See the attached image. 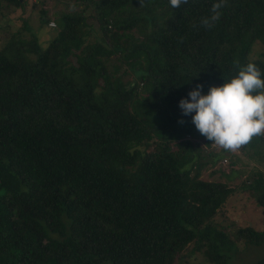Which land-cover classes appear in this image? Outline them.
<instances>
[{"label": "trees", "instance_id": "trees-1", "mask_svg": "<svg viewBox=\"0 0 264 264\" xmlns=\"http://www.w3.org/2000/svg\"><path fill=\"white\" fill-rule=\"evenodd\" d=\"M55 1L67 10L39 9L57 31L42 48L20 15L34 2L0 0V264H183L190 246L229 264L236 243L263 244L252 226L219 229L235 171L202 177L224 150L179 101L237 61L264 71L248 57L264 46V0H227L211 28L218 0ZM240 151L262 167L241 185L264 214V136Z\"/></svg>", "mask_w": 264, "mask_h": 264}, {"label": "clouds", "instance_id": "clouds-1", "mask_svg": "<svg viewBox=\"0 0 264 264\" xmlns=\"http://www.w3.org/2000/svg\"><path fill=\"white\" fill-rule=\"evenodd\" d=\"M226 2L214 3L211 15L202 18L201 25L213 27L221 18L220 10ZM187 3L188 0H169L174 9ZM236 65L237 74L223 78V84L211 86L206 94H202L203 85L198 84L188 93V98L179 101L183 115H191L198 132L227 152H236L253 138L264 136V71L254 63L241 66L237 61Z\"/></svg>", "mask_w": 264, "mask_h": 264}, {"label": "rangeland", "instance_id": "rangeland-1", "mask_svg": "<svg viewBox=\"0 0 264 264\" xmlns=\"http://www.w3.org/2000/svg\"><path fill=\"white\" fill-rule=\"evenodd\" d=\"M34 4L29 3L27 7L20 12L24 18H28L31 14V22L27 19L25 25L27 32L25 36L35 38L42 48H46L48 43L57 35L55 29L48 28V18L42 16L39 9L49 12L50 20L55 21V18L51 13L67 10L62 3L56 4L55 0H32ZM1 5V4H0ZM1 8V7H0ZM76 9V8H75ZM4 9L2 8L1 12ZM68 10H74L73 7H69ZM59 13V12H58ZM58 16V14H56ZM56 16V18H57ZM9 18L0 22V32L7 30ZM21 24L20 21H14L13 25L16 29ZM250 60L261 59L264 60V46L255 42L248 55ZM216 152H220L221 148L216 147ZM224 158L222 162L214 168H204L202 170V177L208 180H216L227 182L225 177H221L219 173H214L222 169L224 173H230V170H234L235 173L230 176L228 181L231 187H235L234 194L228 199L223 207L222 212H219L218 221H216L219 229L232 239V232L240 227L252 226L258 231H264V214L262 210L256 205L255 199L249 191H245V187L241 185L245 177L251 172V168H262L260 165L255 164L253 161H249L240 150L236 152L222 151ZM232 161V165L230 162ZM228 252L230 256L229 264H252L256 260L264 257V243L259 246H248L243 243H236L231 247ZM199 251H192V246L184 252L183 264H208Z\"/></svg>", "mask_w": 264, "mask_h": 264}, {"label": "built area", "instance_id": "built-area-1", "mask_svg": "<svg viewBox=\"0 0 264 264\" xmlns=\"http://www.w3.org/2000/svg\"><path fill=\"white\" fill-rule=\"evenodd\" d=\"M51 25H52V26H54V24H53V23H51Z\"/></svg>", "mask_w": 264, "mask_h": 264}]
</instances>
